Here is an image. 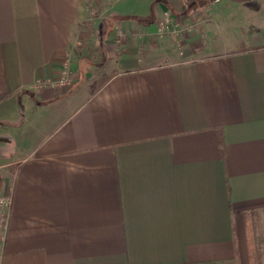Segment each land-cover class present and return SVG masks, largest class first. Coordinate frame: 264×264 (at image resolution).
I'll return each mask as SVG.
<instances>
[{
  "label": "crops",
  "instance_id": "1",
  "mask_svg": "<svg viewBox=\"0 0 264 264\" xmlns=\"http://www.w3.org/2000/svg\"><path fill=\"white\" fill-rule=\"evenodd\" d=\"M0 112V264H252L264 0H0Z\"/></svg>",
  "mask_w": 264,
  "mask_h": 264
},
{
  "label": "built area",
  "instance_id": "2",
  "mask_svg": "<svg viewBox=\"0 0 264 264\" xmlns=\"http://www.w3.org/2000/svg\"><path fill=\"white\" fill-rule=\"evenodd\" d=\"M170 19H167L169 21ZM64 76L59 81L56 82V85L60 88H64L70 84L69 73L64 72ZM11 205H12V195L6 194L0 196V242L5 238L9 226V219L11 214Z\"/></svg>",
  "mask_w": 264,
  "mask_h": 264
},
{
  "label": "trees",
  "instance_id": "3",
  "mask_svg": "<svg viewBox=\"0 0 264 264\" xmlns=\"http://www.w3.org/2000/svg\"><path fill=\"white\" fill-rule=\"evenodd\" d=\"M248 213L246 220L248 222V230L250 235V246H251V256L252 264H264V247L258 242L259 239H256L255 231L260 227L261 218L259 214Z\"/></svg>",
  "mask_w": 264,
  "mask_h": 264
},
{
  "label": "rangeland",
  "instance_id": "4",
  "mask_svg": "<svg viewBox=\"0 0 264 264\" xmlns=\"http://www.w3.org/2000/svg\"><path fill=\"white\" fill-rule=\"evenodd\" d=\"M128 1V0H127ZM118 2L119 1H117V4H118ZM122 4V3H121ZM64 72H67V73H69V76H70V84L68 85V86H66V87H62V89H65V88H67V87H69L70 85H71V83H72V80H73V76H72V73H71V69H69V68H66V69H64ZM64 72H63V74H62V78L65 76H67V75H65L64 74ZM54 84H55V82H54ZM55 86H57L56 84H55ZM36 100L37 101H40V99H39V97H36ZM0 114H1V112H0ZM16 116V115H15ZM1 123H5L4 121H2ZM8 129H13L14 131H15V133L17 132V129L18 128H16V127H14V126H12V125H9L8 126ZM20 130V129H19ZM261 223H260V229L258 230V231H256V233H255V235H256V239L258 240L259 239V241L260 242H258V244L260 243L263 247H264V218H262L261 217V221H260Z\"/></svg>",
  "mask_w": 264,
  "mask_h": 264
}]
</instances>
